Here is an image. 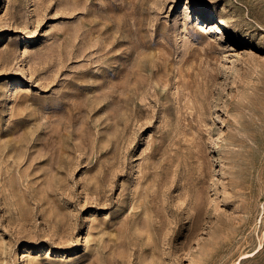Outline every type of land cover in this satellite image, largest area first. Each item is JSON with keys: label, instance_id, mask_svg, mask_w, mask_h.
<instances>
[{"label": "rangeland", "instance_id": "obj_1", "mask_svg": "<svg viewBox=\"0 0 264 264\" xmlns=\"http://www.w3.org/2000/svg\"><path fill=\"white\" fill-rule=\"evenodd\" d=\"M0 264H264V0H0Z\"/></svg>", "mask_w": 264, "mask_h": 264}, {"label": "bare ground", "instance_id": "obj_2", "mask_svg": "<svg viewBox=\"0 0 264 264\" xmlns=\"http://www.w3.org/2000/svg\"><path fill=\"white\" fill-rule=\"evenodd\" d=\"M212 24H213V26H212L213 29L214 28H219L218 24H216L215 22H212Z\"/></svg>", "mask_w": 264, "mask_h": 264}]
</instances>
